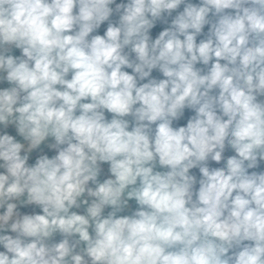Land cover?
I'll list each match as a JSON object with an SVG mask.
<instances>
[{"label": "clouds", "instance_id": "1", "mask_svg": "<svg viewBox=\"0 0 264 264\" xmlns=\"http://www.w3.org/2000/svg\"><path fill=\"white\" fill-rule=\"evenodd\" d=\"M0 264H264V0H0Z\"/></svg>", "mask_w": 264, "mask_h": 264}]
</instances>
